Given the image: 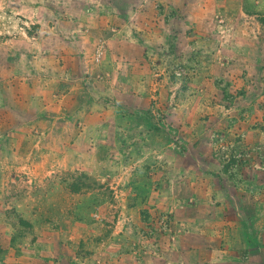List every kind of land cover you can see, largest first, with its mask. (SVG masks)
<instances>
[{
	"label": "rangeland",
	"instance_id": "obj_1",
	"mask_svg": "<svg viewBox=\"0 0 264 264\" xmlns=\"http://www.w3.org/2000/svg\"><path fill=\"white\" fill-rule=\"evenodd\" d=\"M238 1L0 0V264H264V0ZM188 5L261 25L252 88L191 84Z\"/></svg>",
	"mask_w": 264,
	"mask_h": 264
},
{
	"label": "crops",
	"instance_id": "obj_2",
	"mask_svg": "<svg viewBox=\"0 0 264 264\" xmlns=\"http://www.w3.org/2000/svg\"><path fill=\"white\" fill-rule=\"evenodd\" d=\"M238 2V0H219V3L223 7L229 9L238 7ZM191 9L193 13L194 7L189 5L182 7L181 13H184L183 17H175L176 19H174L176 22L180 21L181 24L187 23V25H176L180 29L178 34L175 35V39H177L175 41H183L185 37L187 40H190V42L187 41L186 45H189L190 52L195 59L189 62L191 64L194 63L196 67L193 72H190L191 84L200 80L201 82L204 81V85L206 86V84H209V81L215 78H222L230 81L228 89L235 88L236 80L239 81L240 86L246 89L252 88L251 82L249 83L250 78L253 74L258 75L261 70L257 68L258 59H254L250 50L257 49L256 45L259 44V35L262 30L261 25H239L238 22L242 21L240 19L237 21V25H227L222 15L221 18H218V24L210 25V19H204L199 14L197 16L195 14L191 17L187 16ZM174 20L173 22L169 20L165 28L160 27L164 34H166L169 28L173 27ZM242 50H245L243 53L245 55L240 56ZM261 76H264V72L262 75H259V78ZM257 119V121L261 120L260 118ZM250 132H257V130H251ZM258 140H260L259 137H257ZM257 141L255 140V145ZM252 146H254V143ZM254 190L258 195L264 193V187H254ZM230 197L232 196L230 195ZM231 199L236 204L234 197ZM259 199L262 200V197ZM237 206L241 209L242 213L246 209L243 204L238 202ZM257 207L260 206H256V209Z\"/></svg>",
	"mask_w": 264,
	"mask_h": 264
},
{
	"label": "built area",
	"instance_id": "obj_3",
	"mask_svg": "<svg viewBox=\"0 0 264 264\" xmlns=\"http://www.w3.org/2000/svg\"><path fill=\"white\" fill-rule=\"evenodd\" d=\"M99 59H100V53L97 54L95 61L98 62ZM176 74H177V76H179V77L181 76V73H179V72H177Z\"/></svg>",
	"mask_w": 264,
	"mask_h": 264
}]
</instances>
